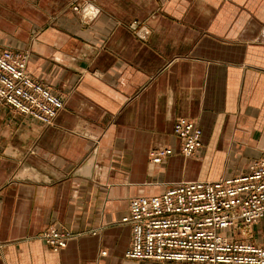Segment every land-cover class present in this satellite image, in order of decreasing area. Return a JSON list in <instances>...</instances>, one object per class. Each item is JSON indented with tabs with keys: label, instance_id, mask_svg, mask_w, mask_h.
<instances>
[{
	"label": "crops",
	"instance_id": "0c3cea01",
	"mask_svg": "<svg viewBox=\"0 0 264 264\" xmlns=\"http://www.w3.org/2000/svg\"><path fill=\"white\" fill-rule=\"evenodd\" d=\"M76 2L0 0V50L63 102L47 126L0 103V264H186L125 259L119 220L133 197L241 175L264 151V0H79L100 10L87 24ZM179 118L201 129L192 157ZM48 226L74 236L52 252ZM222 235L264 247V215Z\"/></svg>",
	"mask_w": 264,
	"mask_h": 264
},
{
	"label": "built area",
	"instance_id": "2783aa9c",
	"mask_svg": "<svg viewBox=\"0 0 264 264\" xmlns=\"http://www.w3.org/2000/svg\"><path fill=\"white\" fill-rule=\"evenodd\" d=\"M78 2L71 5V10L83 23H90L100 13L90 3ZM147 34L145 29L135 33L140 39ZM27 61L26 54L0 50V103L47 126L63 102L29 75ZM172 131L183 157L194 156L202 147L201 129L195 122L179 118ZM172 154L171 148L152 150L148 159L152 165H160ZM263 215L264 151L241 175L180 182L160 195L131 198L127 213L119 220L131 231L124 258L186 264H264V247L222 235L228 229L245 231L258 224ZM73 236L68 230L48 226L38 238L57 252Z\"/></svg>",
	"mask_w": 264,
	"mask_h": 264
}]
</instances>
